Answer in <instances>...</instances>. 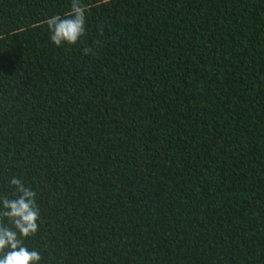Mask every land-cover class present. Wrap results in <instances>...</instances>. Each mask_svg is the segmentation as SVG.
<instances>
[{
    "label": "trees",
    "instance_id": "1",
    "mask_svg": "<svg viewBox=\"0 0 264 264\" xmlns=\"http://www.w3.org/2000/svg\"><path fill=\"white\" fill-rule=\"evenodd\" d=\"M0 0V194L41 264H264V0ZM84 49H88L85 54Z\"/></svg>",
    "mask_w": 264,
    "mask_h": 264
},
{
    "label": "clouds",
    "instance_id": "2",
    "mask_svg": "<svg viewBox=\"0 0 264 264\" xmlns=\"http://www.w3.org/2000/svg\"><path fill=\"white\" fill-rule=\"evenodd\" d=\"M86 15L82 0H71L68 14L47 20L50 42L57 47L76 45L85 35ZM84 51L87 54L88 49ZM8 184L11 194H0V264H41L40 252L26 244L40 227L37 193L17 176L10 177Z\"/></svg>",
    "mask_w": 264,
    "mask_h": 264
}]
</instances>
